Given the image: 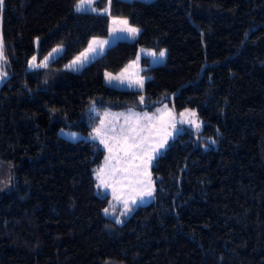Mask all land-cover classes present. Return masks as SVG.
I'll use <instances>...</instances> for the list:
<instances>
[{
	"label": "trees",
	"instance_id": "1",
	"mask_svg": "<svg viewBox=\"0 0 264 264\" xmlns=\"http://www.w3.org/2000/svg\"><path fill=\"white\" fill-rule=\"evenodd\" d=\"M78 1L0 6V264H264V0H111L137 37L67 72L107 33ZM58 45L48 68L26 70ZM139 48L166 51L161 65L141 60V101L102 82ZM163 103L194 110L202 131L168 144L150 169L153 200L117 224L93 178L103 149L57 133L86 136L104 110ZM207 137L215 147L202 149Z\"/></svg>",
	"mask_w": 264,
	"mask_h": 264
},
{
	"label": "rangeland",
	"instance_id": "2",
	"mask_svg": "<svg viewBox=\"0 0 264 264\" xmlns=\"http://www.w3.org/2000/svg\"><path fill=\"white\" fill-rule=\"evenodd\" d=\"M120 1H140L144 3H150L154 0H120ZM81 2L79 0L74 5V11L76 13H90L95 15L106 16L108 20L107 24V33L103 37H95L89 40L88 44L85 48H83L78 54H76L70 61L64 64L62 67V71L67 72H78L83 67H85L88 63L93 61L94 59L101 56L104 51L111 45L115 44L118 41H126L132 42L135 40L139 33V29L135 26L127 23L128 27H134L138 29V32L135 35L129 34L127 31H120L119 29L125 27L120 23L114 24L113 21L126 20L124 18H117L110 15L111 9V0H92L91 4H84L82 10H77V5ZM127 21V20H126ZM113 29H116L115 31ZM96 41L97 43H93ZM106 41L103 44L102 50L98 42ZM90 45L95 48V51H90ZM36 46V42H35ZM63 47L58 45L52 48L45 56L41 59H37L36 55H32L26 64L27 71H35V70H43L50 66V64L61 54ZM163 52L164 56L161 57L160 53ZM79 58V59H78ZM147 60V66H157L161 65L166 60V51L161 50L159 52H154L148 48H139L136 52L135 57L129 61L121 70L118 72H104L102 75V82L105 86L114 88L117 90H130L139 92V100L143 96L141 92L143 90V86L145 81L148 79L146 74L142 71L144 67L142 66L141 60ZM74 61L76 63H74ZM123 74V75H121ZM109 76L111 77H120V79H112L109 81ZM5 79V74L3 72V58L0 56V84ZM121 80L123 82H121ZM140 82H142V87L140 86ZM44 84V82H43ZM122 111V110H120ZM111 110H104L100 117L98 125L92 131L91 134L83 136L77 132H73L70 130H59L57 135L59 138H62L68 142H76L78 140H88V141H96L100 144L101 148L104 151L103 159L98 167H96L93 171V178L96 183L95 188L101 194H105L108 196V207L110 208V212H104V215L111 217L117 224L121 223L123 219L128 217L133 209L138 206H143L150 203L154 198V186L153 180L151 177L150 169L154 163V160L160 156L164 150L167 148L168 144L173 141L179 134L184 133L185 131L191 132L194 137L198 135L199 132L202 131V123L200 122L197 113L194 110H183L179 112H175L171 106L167 103H163L160 106H156L152 111H137L134 112L140 117H143L145 114L149 117H153V119L149 122L147 120L141 119L136 121L132 116L128 118H124L120 120V118L113 117L115 114ZM191 113H195L194 116L190 115ZM127 119V123H126ZM164 125V127H161ZM115 126L117 131L121 127L129 128V127H138L142 128L143 131L140 133L145 137H149L151 142L155 144L161 139L165 138L166 142L163 147H159L158 150L153 154V159L148 165V171L150 173L151 178V188L152 195L147 196L144 195L142 198L139 193H132L127 190L121 191L119 186H116V196L118 198H114L113 196V186L111 185V181H109L108 187H105L101 184V180L98 179V174L103 177L105 180L108 179L107 172L112 165L116 164V161L109 160L108 158L115 153L116 142L112 139L111 134L108 132V129ZM96 129H101L99 135L96 132ZM104 139L110 146L113 147V153H110L108 148L105 147L104 143H101V140ZM206 144L202 145V149H208L209 147H215V143L212 138L207 137L205 139ZM122 155V153H121ZM104 170L101 172V170ZM135 196L136 203H132L130 197ZM128 200V208L124 206V200ZM130 209V210H129ZM113 210H116L115 214Z\"/></svg>",
	"mask_w": 264,
	"mask_h": 264
},
{
	"label": "snow or ice",
	"instance_id": "3",
	"mask_svg": "<svg viewBox=\"0 0 264 264\" xmlns=\"http://www.w3.org/2000/svg\"><path fill=\"white\" fill-rule=\"evenodd\" d=\"M91 2L92 0H81V2L76 6L77 10H82L85 3H88L90 5ZM2 5L3 0H0V6ZM113 23H120L122 25H125V27L119 29L120 31H127L132 35H135L138 32L137 28L128 27V22L126 20H114ZM113 30L115 31L116 29ZM93 43L97 42L94 41ZM98 43L102 50L103 44L106 43V41H100ZM89 50L95 51V48L90 45ZM0 56H2V50H0ZM160 56L163 57L164 53L161 52ZM74 63L76 62L74 61ZM112 79H120V77L109 76V81H111ZM121 82L123 81L121 80ZM140 86L142 87V82H140ZM141 100H143V98H141ZM190 115L194 116L195 113H191ZM131 116L136 121L144 119L150 122L153 119V117H149L147 116V114H145L143 117H140L137 114L132 113ZM161 127H164V125H162ZM100 131L101 129H96L98 135ZM142 131L143 129L138 127H129L127 129L121 127L119 131H117L115 126L108 129V132L111 134L112 139L116 142L115 153L108 159H114L116 161V164L112 165L109 168L107 172V180H105L99 174L98 179L101 180V184L105 187L110 186L109 181H111V185L113 186L114 198H118L116 196V186H119L121 191L127 190L132 193H139L141 198L144 195H152V182L150 173L148 171V165L153 159V154L158 150L159 147H163L164 143L166 142L167 133L165 134V138L153 144L149 137H145L140 134ZM101 143H104L109 152L113 153V147L110 146L104 139L101 140ZM103 171L104 170L102 169L101 172ZM130 199L133 204L136 203L135 196L130 197ZM124 206L125 208H128L127 199L124 200ZM105 211L107 212V209Z\"/></svg>",
	"mask_w": 264,
	"mask_h": 264
},
{
	"label": "crops",
	"instance_id": "4",
	"mask_svg": "<svg viewBox=\"0 0 264 264\" xmlns=\"http://www.w3.org/2000/svg\"><path fill=\"white\" fill-rule=\"evenodd\" d=\"M134 112H137V111H135V110H122V111H118V112H114L113 114H115L113 117H116V118H120V120H122V119H124V118H128V117H130L131 116V114L132 113H134ZM140 112V111H139ZM99 122V121H98ZM97 125H98V123H97ZM96 125V126H97ZM95 126V127H96ZM95 127L92 129V131L95 129ZM92 131H91V133H92ZM90 133V134H91ZM92 142H96V141H92ZM96 143H98V142H96ZM99 144V143H98ZM100 145V144H99Z\"/></svg>",
	"mask_w": 264,
	"mask_h": 264
}]
</instances>
